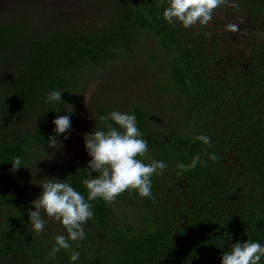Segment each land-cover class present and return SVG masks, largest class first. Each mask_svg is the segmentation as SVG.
<instances>
[{
	"label": "trees",
	"instance_id": "16d2710c",
	"mask_svg": "<svg viewBox=\"0 0 264 264\" xmlns=\"http://www.w3.org/2000/svg\"><path fill=\"white\" fill-rule=\"evenodd\" d=\"M230 2L239 10L218 8L207 26L185 29L163 18L166 0H0V264H222L236 242L264 245V0ZM229 23L239 31L226 30ZM144 32L165 53L142 54L151 88L165 96V120L153 123L135 103L131 111L149 144L137 159L168 165L151 178L155 199L121 193L119 205L140 209L124 215L128 222H111L112 203L91 201L86 238L50 256L58 234L46 242L33 231L20 167L50 136L62 140L53 120L70 113L81 73L140 50ZM53 90L62 102H48ZM105 108L97 112L113 111ZM107 124L119 128L108 120L93 131ZM200 134L211 146L195 139ZM196 155L206 166L177 175V163ZM14 157L23 164L11 171ZM62 162L49 179L66 180L86 199L85 168Z\"/></svg>",
	"mask_w": 264,
	"mask_h": 264
},
{
	"label": "clouds",
	"instance_id": "9594fccd",
	"mask_svg": "<svg viewBox=\"0 0 264 264\" xmlns=\"http://www.w3.org/2000/svg\"><path fill=\"white\" fill-rule=\"evenodd\" d=\"M166 2L168 6L163 11V18L172 25L179 22L185 29L197 24L207 26L218 8L227 6L239 10V4L230 0H166ZM164 3L165 0H160L157 6ZM225 29L235 33L239 31V26L229 23L225 25ZM208 35L211 36V33ZM47 100L49 103L62 102V92L50 91ZM100 120L114 121L119 128L107 124L106 131L96 130L85 134L86 150L92 157L86 169L91 170V173L93 170L99 173L96 176L90 174L89 178L82 181L87 189V198L85 199V196L66 180L52 178L40 183L42 192L31 202L35 210H29V217L36 234L42 233L46 225L42 211L50 219L61 222L66 229L67 235L55 236L56 244L50 251V256L54 257L61 249H70L69 241H82L86 238L84 225L89 219L94 218L91 201L103 199L106 204H111L121 193L129 189L137 190L142 198L155 199L151 190V178L154 174H163L168 167L162 160L145 164L137 159L149 151V144L137 127L135 114L113 110L108 115L101 116ZM53 123L57 136L68 132L72 126L69 115L57 116ZM48 139L49 147L59 146L56 136H50ZM195 139L211 146V138L207 135L200 134ZM205 154L212 160L216 159L214 153L208 154L205 151ZM201 163L206 166V162H202L199 155L194 156L190 164L178 162L176 167L180 171L177 175H183ZM22 164L20 157H14L11 171L17 170ZM79 255V252H73L71 261H77ZM262 257L264 245L258 241L247 240L231 245V250L223 253L222 264H260Z\"/></svg>",
	"mask_w": 264,
	"mask_h": 264
},
{
	"label": "rangeland",
	"instance_id": "374dc122",
	"mask_svg": "<svg viewBox=\"0 0 264 264\" xmlns=\"http://www.w3.org/2000/svg\"><path fill=\"white\" fill-rule=\"evenodd\" d=\"M144 37L147 41L143 46H138L140 50L136 49L137 45H135L131 54L120 55L117 59L107 62L104 67L91 65L88 70L81 73L71 100L66 104L67 107H72L68 114L71 120V129L62 134V140L58 147H48L39 153L34 150L28 161L20 167L19 175L24 178L29 187L28 200L33 211L35 208L31 202L37 199L42 192L40 183L48 180L56 171L60 170L59 168L63 164V162L61 163L62 158L83 166L88 178L90 174L97 175L96 171L93 170L91 173V170L86 169L92 157L86 150L84 137L86 133H91L102 122L100 117L103 115L97 112L98 105L106 107L105 111L112 108V110L132 114V104L135 103L144 109L153 123L162 125L165 113L161 112L162 106L159 101L165 96L161 93L157 94V91L151 88L149 82L151 74L143 63L144 56L142 54L147 48L161 53L162 58L165 57L163 56L165 53L161 47L155 50L156 40L146 32L138 39L137 43H143ZM159 74L163 75L162 72ZM119 204L116 201L112 203L113 218H111V222L116 219H119L120 222H128L124 219V215L131 214L133 211L140 212L139 208L129 209ZM42 217L46 221V225L44 231L39 235L43 236L46 242L54 234H67L61 223L50 219L43 211ZM129 217L131 216L126 218ZM43 262L57 264L55 259L47 260L45 258L42 264Z\"/></svg>",
	"mask_w": 264,
	"mask_h": 264
}]
</instances>
